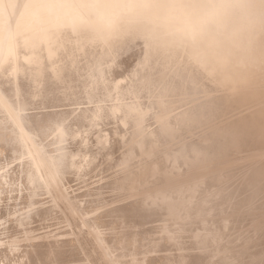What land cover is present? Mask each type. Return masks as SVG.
I'll use <instances>...</instances> for the list:
<instances>
[{"label":"bare ground","instance_id":"1","mask_svg":"<svg viewBox=\"0 0 264 264\" xmlns=\"http://www.w3.org/2000/svg\"><path fill=\"white\" fill-rule=\"evenodd\" d=\"M0 264H264V0H0Z\"/></svg>","mask_w":264,"mask_h":264}]
</instances>
